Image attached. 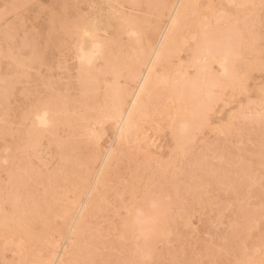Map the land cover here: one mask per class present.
Returning a JSON list of instances; mask_svg holds the SVG:
<instances>
[{"label": "rangeland", "instance_id": "1", "mask_svg": "<svg viewBox=\"0 0 264 264\" xmlns=\"http://www.w3.org/2000/svg\"><path fill=\"white\" fill-rule=\"evenodd\" d=\"M90 3L111 45L119 36L120 17L140 14L129 0L114 9L94 0L80 4L82 15ZM261 4L251 2L242 13L246 19L237 21L246 24L243 36L249 42L234 60L233 86L215 90L184 156L169 136L162 149L134 160V167L127 159L114 166V181L104 192L111 210L93 226L117 229V236L106 242L100 263L264 264V0ZM64 5V0H0V264L13 262L5 245L16 229L31 234L38 253L48 235L57 237L63 227L43 208L67 145L78 138L81 119L90 117L91 76L101 67L98 62L89 78L81 75L77 52L63 49L60 57L51 44L42 63ZM50 103L56 108L54 122L36 128L35 113ZM35 133L42 135L40 141L27 143ZM100 140L103 154L115 141L114 131L106 130ZM132 173L134 190H127L125 200L134 209V232L124 236L128 217L113 210Z\"/></svg>", "mask_w": 264, "mask_h": 264}, {"label": "bare ground", "instance_id": "2", "mask_svg": "<svg viewBox=\"0 0 264 264\" xmlns=\"http://www.w3.org/2000/svg\"><path fill=\"white\" fill-rule=\"evenodd\" d=\"M93 1L64 0L63 15L43 50L42 63L48 44L60 57L63 49H74L81 75L88 78L93 73L90 67L101 62L91 76L95 96L88 107L90 117L81 119L78 138L67 145L63 169L43 208L63 227L57 237L48 235L38 253L31 247V234L19 232V227L15 238V228L5 245L13 254L12 264H102L105 244L117 236V229L93 225L111 210L104 192L114 181V166L127 159L134 167V160L162 149L169 136L176 141L179 157L184 156L199 117L214 102L215 90L233 86L234 60L249 42L243 36L246 24L237 21L251 2L262 7V0H129L140 14L119 16V36L111 45L100 33L96 7L90 3L87 15L80 13L82 4ZM99 1L113 9L120 4ZM238 46L241 51L235 52ZM54 114L56 108L47 104L35 113L34 125L48 129ZM106 130L114 131L115 141L102 154L98 147ZM27 138L32 144L42 135ZM126 180L113 210L115 214L124 210L128 217L124 236L134 232V209L125 200L127 190H134V174Z\"/></svg>", "mask_w": 264, "mask_h": 264}]
</instances>
